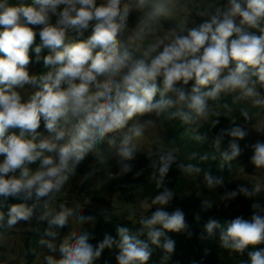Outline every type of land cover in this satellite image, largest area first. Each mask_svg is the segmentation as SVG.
<instances>
[{"label": "clouds", "instance_id": "obj_1", "mask_svg": "<svg viewBox=\"0 0 264 264\" xmlns=\"http://www.w3.org/2000/svg\"><path fill=\"white\" fill-rule=\"evenodd\" d=\"M175 11L176 0H0V228L46 220L49 239L40 244L59 253L47 255L46 264H95L113 247L119 250L117 264H148L151 245L163 249L166 261L175 243L161 244V238L188 227L181 209L166 210L176 195L165 183L175 157L158 153L149 156L150 178L162 190L146 205L155 211L140 216L134 234L120 226L117 238L105 235L93 245L89 233L73 230L57 244V229L73 216L79 223L95 220L64 203L59 211L54 205L98 145L116 149L120 177L133 171L137 142L155 125L151 117L199 128L222 109L231 111L223 97L264 112V0H203L196 10L203 22L188 27L184 18L165 28L162 21ZM30 52L41 65L37 72L30 71ZM240 113L249 119L248 107ZM256 130L264 135V119ZM247 135L233 122L214 137L213 147L231 162ZM225 136L231 139L222 150ZM250 148L251 163L264 169V140ZM176 166L188 177L202 174L208 189L224 186L223 176L198 164ZM262 189L260 183L241 185L222 199L252 198ZM10 199L22 202L9 205ZM203 207L213 202L205 200ZM251 209L250 219L237 216L221 230V247L243 255L249 246L264 244V205L253 202ZM205 227L212 235L221 225L210 219ZM247 254L241 264H264V248Z\"/></svg>", "mask_w": 264, "mask_h": 264}, {"label": "trees", "instance_id": "obj_2", "mask_svg": "<svg viewBox=\"0 0 264 264\" xmlns=\"http://www.w3.org/2000/svg\"><path fill=\"white\" fill-rule=\"evenodd\" d=\"M31 2V0H27ZM89 33L85 34V37ZM39 42L37 38V43ZM35 65L34 72L40 70L41 65L35 63V53L30 52ZM264 93V89H261ZM221 103H228L231 107L229 112L222 109L219 117H210L209 121L204 122L201 127L195 128L191 125H182L178 120H167L164 118L156 119L157 132L152 136V150L136 151V159L131 162L134 164L133 171L120 177H116L119 171L117 164L118 158L108 156L107 150L93 154L89 153L85 161L77 167L76 175L73 176L65 186L69 192L76 193L82 198H88L99 205H111L113 200L127 202L138 205L142 202L150 204L151 199L162 189H157L151 180L152 168L149 156H156L158 153L171 152L175 157V163L165 178L166 186L172 189L176 195L171 204L166 208L172 212L181 209L185 214L187 229L181 232H166L165 237L161 238V244L165 239H171L175 243L174 251L169 254L168 260H163L165 255L163 249L157 245H151L152 255L148 264H241L248 261V251L264 248V244L257 245L255 248L249 246L243 255L232 252L221 247L219 235L222 229L227 227L237 216L250 219L252 214L251 204L260 202L264 205V189L255 197L247 198L243 195L237 196L234 200L224 201L222 199L226 191L235 190L238 186L244 185L249 189L253 187L255 181H236L239 166L245 160V155L241 152L235 160L225 162L220 153L213 147V139L221 129H229L236 125L245 127L254 123L259 116V109L251 108L247 103L233 105L231 97H223ZM250 109L249 119H245L240 108ZM218 123L213 124V121ZM131 123V122H130ZM200 135L205 137L203 140H196L194 137ZM231 137L225 136L221 149H227ZM246 137L239 141L243 148ZM195 154L196 159H190ZM207 155L206 161H200L201 155ZM198 164L205 171H210L213 175L224 177V186L215 189H208L203 183L202 174L199 177H188L177 168V164ZM35 167V166H33ZM142 170L139 177L135 172ZM87 177V178H85ZM213 202V207L204 208L203 201ZM22 201L10 199L7 203H21ZM31 204V201L28 202ZM156 206H152L142 215H150L155 211ZM75 209V208H73ZM98 209V208H97ZM76 209L77 214L95 217L94 221L85 222L77 232H87L90 235V242L97 245L105 235L117 238V227L124 226L130 229V233H135L139 228L138 220L141 215L131 217L126 213H119L110 209ZM7 211L5 207L2 209ZM39 214V213H38ZM37 214V215H38ZM198 217V218H197ZM210 219L219 222L221 228L214 229L212 235L206 231V224ZM46 222L33 218L29 228L21 233L22 255L27 264H31L41 248L40 240L44 233ZM12 230L0 228V233L10 234ZM146 239V234L141 237ZM119 250L115 247L105 249L101 257L95 264H117L116 255Z\"/></svg>", "mask_w": 264, "mask_h": 264}, {"label": "rangeland", "instance_id": "obj_3", "mask_svg": "<svg viewBox=\"0 0 264 264\" xmlns=\"http://www.w3.org/2000/svg\"><path fill=\"white\" fill-rule=\"evenodd\" d=\"M202 4H203V0H176L175 14L172 19L162 21L164 27L165 28L172 27L176 23H178L181 19L184 18H187L188 20V27L194 26L192 23L193 21H195L196 24L203 22L204 18L196 15L197 6ZM136 15H137L136 13H133V17H132L133 22L135 21ZM34 70H35V65L31 64L30 71L34 72ZM148 118L149 117H142L140 119L141 121H143L144 119H148ZM151 118L153 119V117ZM262 119H264V112L260 111V114L254 121V123L244 127L248 131V135L246 136L242 148V152L245 155V160H243V162L239 166L238 174L235 177L236 181H255V183H260L261 185H264V169H256L255 166L250 161V157L252 155V150L250 148V145L255 143L257 140H264V135H261L256 130L257 122ZM41 130H43V128H41ZM156 132H157V127L155 123L154 126L149 127L145 131L144 136L137 142V151L140 150L154 151V148L151 146V140H152V136L154 137ZM106 150L108 152L109 157L113 159L118 158L116 155V149L110 147L107 143L98 145L91 153L99 154ZM60 203H64L67 207L75 208V209L98 208L97 210H101L102 207L119 213H126L131 217H135V215L137 216L138 214L142 215L146 213L149 209L148 207H146V205H148L146 202H142L138 205H134L127 202L113 200L111 205L109 206L99 205L97 203H94L88 198H82L78 196L76 193L69 192L67 188L63 189L62 195L58 197L56 205H54L56 211L60 210L58 206ZM32 222L33 220L31 221V223H27V222L18 223L13 229H11L13 232L8 235L0 233V264H27L22 255L21 233L25 231L27 228H29ZM45 222H46L45 229H47L48 224L46 220ZM83 224L84 223H79L77 221L76 216H73L72 218H70L69 224L66 227L62 229H57V231L59 232V236L55 242L59 244V242L63 239L64 236H66L69 232L73 230L79 231L82 228ZM45 229L41 239H49L45 235ZM47 255H53L56 258H59L58 252L56 253L50 252L46 248V246L41 245L39 252L37 253L34 261L31 264H46L45 257Z\"/></svg>", "mask_w": 264, "mask_h": 264}]
</instances>
